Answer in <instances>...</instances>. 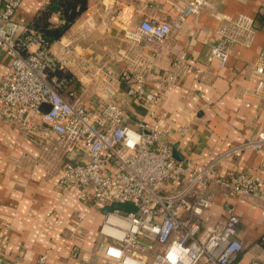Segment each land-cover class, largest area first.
I'll list each match as a JSON object with an SVG mask.
<instances>
[{
    "label": "crops",
    "instance_id": "crops-1",
    "mask_svg": "<svg viewBox=\"0 0 264 264\" xmlns=\"http://www.w3.org/2000/svg\"><path fill=\"white\" fill-rule=\"evenodd\" d=\"M49 1L24 0L14 19L32 22ZM191 1L200 12L162 43L146 37L134 42L128 37L145 19L174 20ZM240 18L245 25L238 29L239 42L231 46L223 66L212 58L217 30ZM50 50L60 60L58 71L72 78L70 90L85 83L84 98L95 103L105 85L118 90L115 99H128L123 75L146 72L148 89L161 97L155 110L169 120L168 140L178 159L204 164L255 138L264 128V95L257 91L254 71L264 53V0H88L87 9L51 43ZM11 62L0 49V83ZM153 67L159 72L153 73ZM128 105L132 125L156 121L137 100L129 99ZM53 146L46 149L39 134L0 118V233L8 235L2 247L3 264H107L96 254L104 207L94 209L61 190L65 158ZM247 168L264 185V153L254 149L225 159L217 176ZM210 191L214 203L204 215L205 225L236 212L242 219L239 236L245 244L240 263L264 258V198L238 197L216 181ZM74 220L83 233L88 231L78 258L71 256L77 242Z\"/></svg>",
    "mask_w": 264,
    "mask_h": 264
},
{
    "label": "built area",
    "instance_id": "built-area-1",
    "mask_svg": "<svg viewBox=\"0 0 264 264\" xmlns=\"http://www.w3.org/2000/svg\"><path fill=\"white\" fill-rule=\"evenodd\" d=\"M23 1L0 0V49L12 61L0 83V118L39 134L46 149L53 144L64 154L59 181L64 193L77 195L94 209L115 202L135 206L102 213L98 257L107 264H241L245 249L239 236L241 217L232 212L208 226L203 218L214 203L213 181L238 197L264 198V185L250 168L217 176L218 165L228 157L248 149L264 153V128L255 138L233 145L204 164L178 159L168 140L169 120L155 110L161 97L148 89L146 72H125L122 81L128 99H115L118 90L105 85L104 94L97 95L98 103L85 100V83L77 91L70 90L71 80L56 74L62 66L45 36L30 23L14 19ZM199 12V5L191 1L174 20L145 19L128 37L134 42L146 37L162 43ZM51 22L55 27L64 20L54 13ZM244 25L240 18L231 27L217 30L212 58L221 65L228 63L231 46L239 42L238 29ZM254 71L257 91L264 95V53ZM152 72L159 71L153 67ZM129 99L137 100L156 121L132 125ZM72 225L77 242L71 256L78 258L88 231L83 233L76 220ZM7 239L6 233H0V264L4 263L2 247ZM261 240L264 244V234ZM248 264H264V258Z\"/></svg>",
    "mask_w": 264,
    "mask_h": 264
},
{
    "label": "trees",
    "instance_id": "trees-1",
    "mask_svg": "<svg viewBox=\"0 0 264 264\" xmlns=\"http://www.w3.org/2000/svg\"><path fill=\"white\" fill-rule=\"evenodd\" d=\"M88 7V0H50L37 17L30 22L31 26L41 32L49 43L60 39L67 28L81 15ZM59 13L64 20L58 26H52L51 16ZM59 77L72 79L69 73L58 71Z\"/></svg>",
    "mask_w": 264,
    "mask_h": 264
},
{
    "label": "water",
    "instance_id": "water-1",
    "mask_svg": "<svg viewBox=\"0 0 264 264\" xmlns=\"http://www.w3.org/2000/svg\"><path fill=\"white\" fill-rule=\"evenodd\" d=\"M134 208H135V206L129 202H115L109 206L104 207V212L110 211L113 209L133 210Z\"/></svg>",
    "mask_w": 264,
    "mask_h": 264
}]
</instances>
